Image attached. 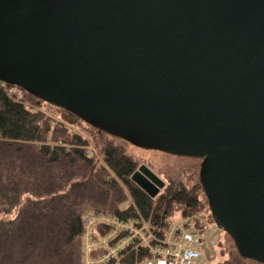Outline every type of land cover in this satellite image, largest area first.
Wrapping results in <instances>:
<instances>
[{"label": "water", "instance_id": "water-1", "mask_svg": "<svg viewBox=\"0 0 264 264\" xmlns=\"http://www.w3.org/2000/svg\"><path fill=\"white\" fill-rule=\"evenodd\" d=\"M0 82L201 160L215 226L264 264V0H0ZM131 180L164 187L145 165Z\"/></svg>", "mask_w": 264, "mask_h": 264}, {"label": "rangeland", "instance_id": "rangeland-1", "mask_svg": "<svg viewBox=\"0 0 264 264\" xmlns=\"http://www.w3.org/2000/svg\"><path fill=\"white\" fill-rule=\"evenodd\" d=\"M3 87L12 99L23 103L26 109L37 114L40 118V125L43 128L42 139L30 145L32 151L33 149L37 150V147L42 144L64 146L67 149L71 147L68 143L77 144V139H79L85 142L84 150L82 149L84 154L93 160L92 163L85 165L81 161L76 160V163H72L71 158L61 157L60 161L51 166L46 158L34 156L32 161V158L27 157L29 169H33V173L45 175L40 178V182H35L33 186H40L41 188H34L30 194L21 195L18 198V203L12 207L0 204V221L5 224L8 223L7 229L10 226L15 227L16 236L24 239L30 233H28L22 218L20 219V215L27 206L32 208L37 206L36 209L39 214L35 217V221L38 220L41 223L44 233H36L43 242L40 248L31 250L32 253L36 251L37 255L31 253L29 257L26 249L20 251L15 248L11 250L12 252H6L5 247L0 246V264H84L82 238L76 235L73 241L66 243L63 242V239L61 240V238H66L62 229L64 216L58 219H50L48 216L54 213L58 200L50 203L48 202L50 199L39 191L41 189L49 190L55 186H59L60 189L63 188L62 194L66 192L69 194L73 207L79 211L82 219L86 213H101L112 216L117 209L127 208L133 203L127 186L111 171L100 155L103 145L108 141L113 142L136 162V170L141 165H145L164 182V187L160 189L158 195L165 193L168 188L177 184H182L187 190H192L195 184L199 182L200 160L136 147L122 139L99 132L65 110L36 97L31 98L32 96L30 97L16 87L4 85ZM46 124L49 127H46ZM87 147L94 149L95 154H89L86 150ZM22 161L26 162L25 156ZM47 176L54 177L50 180ZM198 193L208 211L180 217L181 207L176 204L168 218L171 224L166 231L167 233L171 225L183 218L187 219L189 225H194L200 230L199 245L202 248V253L191 264H221L226 261H230L232 264H261L244 259L238 254L230 236L215 226L202 189L198 190ZM0 201L2 202L1 199ZM62 201L65 199L62 198ZM131 221L133 223L132 229H139L140 235L132 237L131 230L122 232L129 238L126 244L131 241L138 243L139 237H148L149 234L156 236L149 220L138 218ZM9 222L11 223L9 224ZM2 228L0 227V232L3 233ZM98 229L101 235L106 234L101 231L103 227H98ZM112 245L110 243V246ZM105 253H107L105 246L99 245L92 249L90 256L96 259ZM110 259H115L117 263L119 261L118 253L116 257L109 256L104 263Z\"/></svg>", "mask_w": 264, "mask_h": 264}, {"label": "trees", "instance_id": "trees-1", "mask_svg": "<svg viewBox=\"0 0 264 264\" xmlns=\"http://www.w3.org/2000/svg\"><path fill=\"white\" fill-rule=\"evenodd\" d=\"M21 91L25 92L24 90ZM25 93L30 97L32 96L27 92ZM33 97L34 96L31 98ZM46 127H49V125L46 124ZM42 133L43 128L42 125H40L39 116L26 109L23 103L9 97L2 82H0L1 205L4 204L5 206L12 207L18 203V198H20L21 195L30 194L34 191V188H41L40 186H33L35 182H40V178L45 175L42 173H33V169H29L30 166L27 157L32 158V161L35 158L34 156L46 158L51 166L60 161L61 157L71 158L70 160L72 163H76V160L81 161L85 165L92 163L93 159L83 152L85 142L79 139H77V144L68 143L71 147L67 149L64 146L42 144L37 147V150L33 149L32 151L30 145L39 142L42 139ZM100 155L111 171L127 186L133 201L127 208L117 209L113 212L112 216L115 219L124 222L136 220L138 218L149 220L150 226L156 237L162 239L165 237L166 231L171 224L168 218L176 204H179L181 207L180 217L206 210V204H204L199 197L198 190L202 189L199 182L195 184L192 190H187L182 184H177L168 188L165 193L150 197L132 182L131 176L136 171V162L127 156L118 146L108 141L103 145ZM24 156L26 162L22 161ZM53 177L49 176L48 178L52 180ZM62 191L63 188L60 189L59 186H55L49 190L41 189L39 192L47 196L50 199L48 200L50 203L58 200L56 208H54V213L48 216L50 219H58L64 216L62 229L66 238H61V240L63 239V242L67 243L73 241L76 235H79L81 238L83 221L79 211L73 207L69 194L67 192L62 194L64 192ZM62 198L65 199V201H62ZM36 207L37 206L32 208L31 206H27L21 213L22 216L20 215V219L22 218L28 229V233H30L27 234V237L24 239L16 236L15 227L10 226L7 229L8 223L5 224L0 221L2 222L0 223V227H3V233L0 232V246L3 248L5 247L6 252H12L11 250L15 248L20 251L26 249L29 257L32 253V249L41 247L43 240L37 237V233H44V229L41 228V223H39L38 220L35 221V217L39 214ZM10 223L11 222H9V224ZM102 227L103 229H101V231L103 233H108L111 229L108 225ZM97 233H101L99 229ZM125 235L126 234L120 232L116 237L111 239L110 243L113 245L116 244L118 241L126 238ZM57 241H59V239H57ZM50 244H48V246H50ZM117 253L119 255V261L117 263L115 259H110L101 264H145V261L151 258L148 248L137 246L136 241H131L126 244ZM32 254L37 255L36 251ZM221 264L232 263L226 261Z\"/></svg>", "mask_w": 264, "mask_h": 264}, {"label": "built area", "instance_id": "built-area-1", "mask_svg": "<svg viewBox=\"0 0 264 264\" xmlns=\"http://www.w3.org/2000/svg\"><path fill=\"white\" fill-rule=\"evenodd\" d=\"M86 150L89 154H95V150L90 147H87ZM179 221L171 225L170 230L162 239L152 234H149L148 237H139L137 246L148 248L151 256L145 261V264H191L201 255L200 230L195 228L194 225H189L187 219L183 218ZM105 225L111 227L110 231L94 238L95 229ZM132 228L133 223L131 220L124 222L101 213H86L82 233L84 264H101L109 256L116 257L117 252L125 246L129 238L126 237L112 246H110V240L117 236L118 232L127 230L132 231V237L140 235L139 229ZM99 245H104L107 253L102 257L93 259L90 253L92 249Z\"/></svg>", "mask_w": 264, "mask_h": 264}]
</instances>
